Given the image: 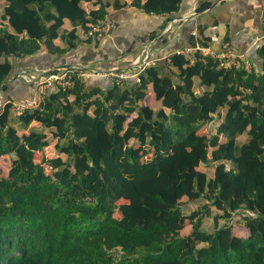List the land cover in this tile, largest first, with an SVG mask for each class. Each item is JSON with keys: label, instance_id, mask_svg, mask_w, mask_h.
Masks as SVG:
<instances>
[{"label": "trees", "instance_id": "obj_1", "mask_svg": "<svg viewBox=\"0 0 264 264\" xmlns=\"http://www.w3.org/2000/svg\"><path fill=\"white\" fill-rule=\"evenodd\" d=\"M4 1L0 21L11 31L0 28V93L8 100L13 61L28 65L42 52L55 59L92 43L107 8L124 7L119 0ZM184 1L132 5L164 17V28ZM211 6L198 5L204 20L188 48L210 47L206 31L218 25L215 15L206 19ZM225 42L234 48L230 36ZM256 56L247 57V71L200 50L174 51L146 68L139 83L88 88L76 70L72 86L47 90L21 116L6 104L0 162L8 159L10 168L0 178V264H264V44ZM150 88L161 105L155 111L146 101ZM216 115L221 122L210 135ZM211 164L209 178L200 167ZM236 211L254 214H243L246 239L234 236ZM209 218L212 231L205 229Z\"/></svg>", "mask_w": 264, "mask_h": 264}, {"label": "crops", "instance_id": "obj_2", "mask_svg": "<svg viewBox=\"0 0 264 264\" xmlns=\"http://www.w3.org/2000/svg\"><path fill=\"white\" fill-rule=\"evenodd\" d=\"M113 4L116 0H105ZM124 6L115 10L113 6L107 8L108 15L101 24L110 23L111 31L107 37H100L92 43H82L77 48L63 56L52 59L46 52L32 57L30 63L13 61L12 75L6 81L7 95L13 100H32L36 97V86L26 83L19 78V74L26 68H66L86 66L97 72H108L113 69L120 71L130 68L134 58L143 50L149 49L153 63L168 60L172 52L188 49V37L190 32L197 31L196 27L204 20L203 13H197L191 17L190 22L178 25L173 30L166 31L164 28V17L148 15L144 11L133 6L134 0H119ZM146 0H142L144 3ZM201 2L211 3L208 10L212 13L208 18L215 17L218 25L206 31L210 39L212 51H221L230 36V42L235 50L242 55L257 60L256 52L258 46L264 44L263 21H264V0H185L182 9L176 17L190 12L194 7H198ZM4 0H0L3 6ZM87 10L98 9L94 3H83ZM208 14V13H207ZM203 15V16H202ZM7 26V22L0 21V28ZM65 29L71 30V25L66 22ZM81 39H86L83 31L77 32ZM91 34V33H90ZM153 36V38H151ZM61 43V44H60ZM58 46L63 47L60 40H56ZM84 80L88 88H107L112 81L102 75H84ZM129 80H133L132 78ZM150 109L156 110L160 102L155 100L154 92L150 88L149 96L146 99ZM183 201H185L183 199ZM234 222V221H233ZM232 223V222H231ZM223 224V223H222ZM234 236L246 239L250 236L251 230L244 224H235Z\"/></svg>", "mask_w": 264, "mask_h": 264}, {"label": "built area", "instance_id": "obj_3", "mask_svg": "<svg viewBox=\"0 0 264 264\" xmlns=\"http://www.w3.org/2000/svg\"><path fill=\"white\" fill-rule=\"evenodd\" d=\"M197 14V7H194L190 12L182 14L179 17H175L166 27V31L172 30L175 24L179 26L187 23L189 19ZM111 31V24L104 23L103 26H98L93 28L91 34H97V37L100 38L104 34L107 35ZM196 35V32L193 33ZM263 37H264V21H263ZM200 50L203 54H210L213 57L219 59L223 66H233L237 69L243 68L247 71L251 70V62L245 55H238L234 48L229 44L223 46L220 53H215L211 48H201L197 45L194 49H184L177 51L178 54H183L185 56H190L192 51ZM151 52L149 49L143 50L139 55H137L130 68L124 71H119L113 69L111 71L101 74L97 70L89 69L86 66H77V67H66V68H50V69H39V68H26L22 70L19 74V78L24 80L28 84L36 86V97L32 100H8L2 93H0V110L4 109L6 104L11 103L13 111L17 116L23 115V113L28 109H33L39 106L42 101V98L47 90L54 89L55 92L59 88H65L67 86H72V81L68 79L71 72L79 70V73L84 75H104L107 79L111 80H122L126 81L129 79L135 80L137 83L140 82V74L149 66H151ZM241 211H236L233 215L240 213ZM248 215L254 216L253 213L245 211Z\"/></svg>", "mask_w": 264, "mask_h": 264}, {"label": "rangeland", "instance_id": "obj_4", "mask_svg": "<svg viewBox=\"0 0 264 264\" xmlns=\"http://www.w3.org/2000/svg\"><path fill=\"white\" fill-rule=\"evenodd\" d=\"M173 19H175V18H173ZM173 19H172V21H173ZM214 19H215V17H211L209 19L210 20L209 23H211ZM174 26H178V24H175ZM109 34H107V35L104 34L102 37H107ZM154 64L155 63H153V62L151 63V65H154ZM100 73L101 74H104L105 72H100ZM92 75H94V74H92ZM95 75H97V74H95ZM102 76H104V75H102ZM111 81H112V83H116V84H122V83L125 82V81H122V80H115V81L114 80H111ZM195 91H196L197 94H201L202 93V89L200 88V84H199V80L198 79H196ZM160 108H161V105H157L156 106V110H158ZM167 112H169V111H167ZM220 114L222 116H224V114H225V109L224 108L221 110V113ZM220 122H221V117H219L218 115H216L215 116V120L208 127V129H209L208 132L210 133V135L216 134V132H217V126H218V124ZM33 126L40 127V124L39 123H33ZM49 131H50L49 132L50 140L55 141L54 140L55 137L53 135L54 134L53 133L54 131L53 130H49ZM21 133H22V131H21ZM247 139H248L247 134H243L242 136H240L238 138L240 144L245 143L247 141ZM220 140H221V142H224L225 141V138L221 136L220 137ZM131 142H133V141H131ZM54 153H55L54 149L53 148H49V150L47 151V156H49V158H52L54 156ZM63 158H66V157L63 156ZM227 167L228 168H232L233 165L230 164V163H228L227 164ZM9 168H10V161L8 159H5L4 161H1L0 162V178L1 177H4L7 174ZM200 169H201V171L205 172L208 175L209 178H212L214 176L215 164H211V165H201ZM191 206H192L191 209L193 210V209H195L198 206V203H193ZM187 207L189 208L190 206L187 205ZM211 210H212V214L213 215L220 214L215 208H211ZM245 213L246 212L243 211L240 214L238 213V214L234 215L233 218H232V220H230L232 222V224L233 223H235V224H243L245 222L244 221V215L243 214H245ZM222 223L224 224L225 221H222ZM213 226H214V223H213L212 218H209V219H207V221H205V229H207V231H212Z\"/></svg>", "mask_w": 264, "mask_h": 264}]
</instances>
